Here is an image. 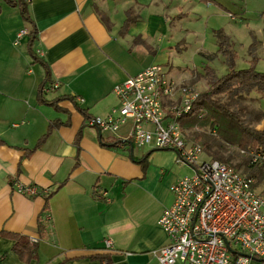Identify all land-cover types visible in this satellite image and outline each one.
<instances>
[{
  "label": "crops",
  "instance_id": "1",
  "mask_svg": "<svg viewBox=\"0 0 264 264\" xmlns=\"http://www.w3.org/2000/svg\"><path fill=\"white\" fill-rule=\"evenodd\" d=\"M0 6V232L36 246L23 262L0 238V264H157L153 252L168 243L158 220L187 166L172 151L131 147L128 125L111 134L85 122L118 108L113 88L151 66L153 32L168 22L164 2L30 0V23L18 7Z\"/></svg>",
  "mask_w": 264,
  "mask_h": 264
},
{
  "label": "built area",
  "instance_id": "2",
  "mask_svg": "<svg viewBox=\"0 0 264 264\" xmlns=\"http://www.w3.org/2000/svg\"><path fill=\"white\" fill-rule=\"evenodd\" d=\"M25 35L22 30L18 38ZM112 93L118 108L106 117L88 118L86 126L116 134L128 125L126 140L132 146L172 151L175 162L192 172L169 188L172 204L158 220L168 243L153 252L157 264H264V184L257 187L255 178L204 158L202 146L179 124L199 92L176 84L163 65L154 64L116 85ZM245 155L264 176V153ZM15 188L26 196L37 191L32 185ZM104 244L111 246L109 240Z\"/></svg>",
  "mask_w": 264,
  "mask_h": 264
},
{
  "label": "rangeland",
  "instance_id": "3",
  "mask_svg": "<svg viewBox=\"0 0 264 264\" xmlns=\"http://www.w3.org/2000/svg\"><path fill=\"white\" fill-rule=\"evenodd\" d=\"M164 2L163 14L168 19L165 29L153 32L152 47L156 50L155 56L147 59L145 65L164 63L169 76L178 85L191 86L197 92L206 90L204 79L196 77L203 74L205 67L215 71L217 76L226 73L223 58L217 54V42L214 31L222 30L229 37L236 54V69L249 68L250 60L248 47L256 40L258 46L257 62L254 68L264 73V0H162ZM4 13L10 9L5 7ZM26 28V24L24 25ZM212 58L208 59L207 56ZM249 96L251 103H243L247 110L246 115L263 114L262 120L254 127L264 129V98L255 91ZM187 137L201 145L203 136L219 139L209 128H185ZM198 135L200 139H193ZM202 146V145H201ZM135 148L137 146H134ZM227 154L233 158V164L243 159L235 146L225 145ZM203 148V147H202ZM203 157L211 158L204 151ZM244 175L243 171H237ZM191 171L184 167L183 177L191 176ZM246 176V175H245ZM182 177V178H183ZM256 179V178H255ZM257 181V180H256ZM264 184L263 179L257 181V187ZM251 264H259L251 262Z\"/></svg>",
  "mask_w": 264,
  "mask_h": 264
},
{
  "label": "trees",
  "instance_id": "4",
  "mask_svg": "<svg viewBox=\"0 0 264 264\" xmlns=\"http://www.w3.org/2000/svg\"><path fill=\"white\" fill-rule=\"evenodd\" d=\"M4 2L7 5L18 7L23 19L30 23L27 10L30 0H4ZM131 23L130 19H126L122 29L126 30ZM213 34L217 42V54L223 58L226 73L217 76L213 69L205 67L203 74L199 73L196 77L204 79L207 88L199 93L197 100L192 105L191 112L178 121L182 129L209 128L212 130L213 134L216 133L214 137L219 139L203 136L201 145L206 154L211 159L229 165L236 171H243L247 177H253L260 181L264 177L262 170L250 165L249 158L245 154L249 152L264 153V129L257 130L254 127L262 120L263 114L246 115L247 110L243 106V103L252 102L249 94L253 91L264 98V73L257 72L254 68V64L258 60L256 55L258 42L254 40L248 47L249 68L236 69V54L231 40L222 30L214 31ZM29 36L30 42H32L36 36L35 29H31ZM31 55H33L32 52ZM207 58L211 59L212 56L208 55ZM56 126H58L57 120L49 125L48 130ZM45 136L46 134L39 141H42ZM193 139L200 138L196 135L193 136ZM225 145L235 146L239 152L243 151L245 153L241 154L243 159L233 164V160H237V157L233 158L230 153L227 154ZM50 196L51 194H48L45 200L47 201ZM47 210L45 206L42 213L47 212ZM44 217L39 216L37 224L39 240L42 241L48 237L47 220ZM0 238L14 242L11 250L19 260L29 262L36 258V246L30 247L29 239L26 236L2 231ZM4 257L5 255L0 256V261Z\"/></svg>",
  "mask_w": 264,
  "mask_h": 264
},
{
  "label": "water",
  "instance_id": "5",
  "mask_svg": "<svg viewBox=\"0 0 264 264\" xmlns=\"http://www.w3.org/2000/svg\"><path fill=\"white\" fill-rule=\"evenodd\" d=\"M129 144H130V146L132 147L131 143H129Z\"/></svg>",
  "mask_w": 264,
  "mask_h": 264
}]
</instances>
